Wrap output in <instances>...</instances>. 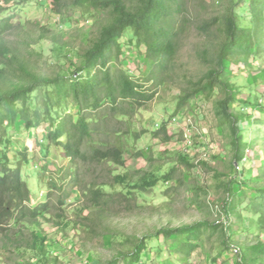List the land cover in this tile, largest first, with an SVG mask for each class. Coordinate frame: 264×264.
Listing matches in <instances>:
<instances>
[{"label":"rangeland","instance_id":"374dc122","mask_svg":"<svg viewBox=\"0 0 264 264\" xmlns=\"http://www.w3.org/2000/svg\"><path fill=\"white\" fill-rule=\"evenodd\" d=\"M127 1L129 6L135 4V0ZM238 1L184 0L176 53L166 67L155 58H143L146 47L138 48L131 29L119 40L123 54L113 64L154 93L151 102L126 119L134 132L145 134L139 140L130 136L122 138L123 167L106 163L89 167L80 185L97 182L108 171L126 180L122 185L107 188L108 192L127 193L129 184L157 179L154 187L135 192L136 205L132 211L113 217L94 214L87 220L92 211L79 188L70 189L73 165L56 158L54 153L47 158L41 154L39 145L46 143L44 130L26 131L18 125L15 132H10L11 159L20 161L18 153L24 150L31 158L21 169L31 193L29 204L37 205L48 198L52 205L59 199L64 201L62 207L53 210L37 227L21 228L24 234L42 231L49 243L50 257H56L60 264H105L118 258V254L131 253L137 240L161 228L197 222H220L224 226L227 222L225 232L219 229L205 232L198 248L186 260L176 254L179 239L160 237L149 244V251L141 255L139 264H252L249 247L264 241V236L259 232L258 218L245 187L234 185L238 179L234 166L237 147L231 124L216 108L224 95L216 92L207 98L199 92L182 110H177L181 96L195 91L194 84L217 67L216 61L227 43L226 18L233 11H242L245 19L240 18L238 24L250 23L249 3L241 0L235 8ZM15 2L19 28L6 40L15 46L30 71L44 77L70 75L80 65L78 55L85 48L84 39H95L100 28L109 22L107 15H88L82 8L54 15L49 0ZM258 11L264 17V3ZM57 16L61 25L56 21ZM204 23L212 24L207 34L198 28ZM41 26L49 30L47 37L41 35ZM261 39L262 44L253 52L247 44L234 49L224 76L225 82L239 91L238 99L244 101L237 100L231 110L242 118L238 124V147L245 150L247 158L256 160L264 158V31ZM164 123L170 137L166 144L153 137ZM182 157H187L186 161L193 167L182 163ZM169 175L170 179L166 180ZM259 185L264 186V181ZM228 189L232 191L230 196L235 193L231 209L227 205ZM239 255L248 260H240ZM0 264H36V258L25 252L21 258L2 257Z\"/></svg>","mask_w":264,"mask_h":264},{"label":"trees","instance_id":"16d2710c","mask_svg":"<svg viewBox=\"0 0 264 264\" xmlns=\"http://www.w3.org/2000/svg\"><path fill=\"white\" fill-rule=\"evenodd\" d=\"M49 1L54 15H65L68 10L82 8L88 15H107L109 22L100 28L95 39H84L85 48L78 55L80 65L70 75L44 77L30 71L15 46L6 40L7 36L19 28L18 3L15 0H0V258H9L10 255L21 258L28 252L35 256L36 264L60 262L56 257H50L49 243L42 231L32 230L24 234L21 228L37 227L53 214V210L62 207L64 201L59 199L52 205L51 198H48L37 205L29 204L31 193L22 178L21 169L22 164L31 158L24 150L18 153L20 161L14 162L11 159L10 132H15L18 125L26 131L39 128L44 130L46 143L39 145L41 154L47 158L50 153H54L56 158L73 165L74 171L69 175L70 189L78 187L88 209L92 211L87 215V220L94 214L113 217L132 211L136 205L135 192L154 187L157 179L152 177V181L143 182L142 179L139 184H129L127 193L106 191L107 188L126 182L120 175L113 176L111 171L97 182L81 186L80 181L89 167L105 163L123 167L125 145L122 138L130 136L139 140L145 134L144 131L134 132L126 119L132 118L139 108L151 102L154 93L133 80L124 69L113 64L123 54L119 40L131 29L138 48L146 47L143 58H155L159 65L166 67L174 59L179 28L184 18V0H135L132 6L128 5L127 0ZM240 2L235 4V8ZM247 2L252 11L250 23L248 26L238 24L240 18L245 19L242 11H233L226 18L227 43L216 61L217 67L194 84L195 91L181 96L177 110H182L199 92L207 98L216 92L224 95L216 103V108L217 113L231 124L237 147L234 166L238 179L234 185L239 183L245 187L252 211L258 218L259 232L264 236V186L259 185L264 181V158H247L245 150L238 147V124L242 118L231 113V110L239 100V91L224 80L228 72L227 63L234 49L247 44L253 52L254 48L258 49L262 44L264 17L258 9L264 1ZM209 26L212 24L204 23L198 28L207 34L211 28ZM39 31L43 38L48 36L47 28L41 26ZM153 137L161 139L165 144L169 142L167 124H162ZM186 160L187 157L181 158L182 163L192 168L193 165ZM165 179L169 180L170 175ZM231 192H228L229 206L234 201L232 198L235 193L230 196ZM56 217L60 218L58 215ZM209 229L227 231L219 224L205 222L161 228L137 240L131 253L118 254V258L105 264H119L120 261L139 264L141 255L149 251V244L160 237L165 240L179 239L176 254L186 260L198 248L200 240ZM249 249L252 264H264V241H257ZM240 256V260H248V257Z\"/></svg>","mask_w":264,"mask_h":264},{"label":"built area","instance_id":"2783aa9c","mask_svg":"<svg viewBox=\"0 0 264 264\" xmlns=\"http://www.w3.org/2000/svg\"><path fill=\"white\" fill-rule=\"evenodd\" d=\"M56 21L59 23V25H61V22H60V17H58V16H57V19H56ZM216 224H219V225H221V226H222V223H220V222H218V223H216ZM223 227L225 228V230H227V227H228V224H227V222H226V224H225ZM235 252H237V251H235Z\"/></svg>","mask_w":264,"mask_h":264}]
</instances>
